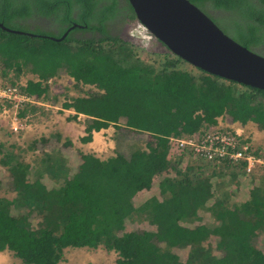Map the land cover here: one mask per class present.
<instances>
[{"label":"trees","instance_id":"obj_1","mask_svg":"<svg viewBox=\"0 0 264 264\" xmlns=\"http://www.w3.org/2000/svg\"><path fill=\"white\" fill-rule=\"evenodd\" d=\"M190 1L213 2L217 8L237 12L252 29L236 28L235 39L248 49L249 43H259L255 34L264 31V6L253 0ZM35 16L54 18L61 30L72 21L88 24L96 39L70 36L55 41L36 36L26 29ZM127 20H137L128 0H0V22L29 33H10L0 27V64L5 70L15 69L18 77L29 71L40 78V82H29L24 92L44 95L43 82L65 70L77 82L100 90L63 105L76 112L74 120L79 114L87 117L88 136L83 143L91 142L94 132L122 121L128 130L155 139V143L146 141L144 150L119 147L107 161L85 156L73 173L45 158L38 174L51 173L50 187L42 179L34 182L31 166L7 152L2 162L8 167L7 179L16 198H0V251L13 252L23 264H60L66 248L104 247L119 254L117 264H177L171 250L190 248L186 264H264V252L253 244L264 230V189L253 191L243 204L230 207L217 198L208 206L215 198L210 179L199 176L193 186L192 181L167 177L168 137L198 134L216 125L225 113L242 125L253 122L264 130V91L221 80L193 66L204 74L196 79L170 61L157 70L136 58L122 31L113 34L107 29L109 24ZM225 135L235 137L238 146L246 143L245 135ZM205 136L203 131L199 137ZM220 142L215 148L222 149ZM190 153L196 161L211 165V174L231 162L215 150L212 157L195 150ZM153 189L158 194L136 209V194ZM200 211L210 212L212 220L191 227ZM33 213L42 220L38 228L32 225ZM135 213L154 229L125 232ZM210 237H215L219 255L203 247Z\"/></svg>","mask_w":264,"mask_h":264},{"label":"rangeland","instance_id":"obj_2","mask_svg":"<svg viewBox=\"0 0 264 264\" xmlns=\"http://www.w3.org/2000/svg\"><path fill=\"white\" fill-rule=\"evenodd\" d=\"M197 6L227 35H232L226 23L212 16L209 2L203 5L197 3ZM36 32L47 33L43 35L46 37H52L57 33L42 31L41 28L37 29ZM80 32H76L73 37L76 39L88 37L84 32ZM147 35V31L138 24L137 20L127 26L125 33L122 35L123 39L129 41L132 45L136 58L154 66L157 70L161 69L164 63L170 61L176 63L175 69L186 71L196 79L204 75L201 70H197L189 63L185 61L178 62L179 58L160 44L155 37L153 39L143 38ZM73 44L76 43L73 41ZM4 71L6 75H4ZM32 81H40V78L29 71L18 77L15 69L5 70L3 65L0 64V198L10 200L16 198L14 189L10 187L11 181L7 179L8 167L2 162L7 152L16 154L19 162L24 161V164L31 166V177L34 182L42 179L43 183L50 187L53 184L51 173L43 176L38 174V170L44 168L43 161L45 158H48L49 161L59 162V165L72 169L73 173L82 163V157L92 156L102 161L109 160L116 156L119 147H129L134 150L141 148L144 150L146 141L155 143L154 137L148 134L128 130L123 121L117 126L110 125L101 133H94V139L91 143H81V138L85 136L82 123L86 121V117L74 121L73 113L67 112L61 107L65 103L72 102V99L97 94L100 90L96 86L77 82L65 70H61L56 76L43 82V86L47 88V93L42 95L40 99L28 101L23 97L25 94L22 88ZM220 83H223V81H220ZM238 89L246 91V88L243 87H238ZM256 125L250 124V122L242 125L240 122L235 121L230 114L225 113L219 117L216 125L207 129L204 128L201 131H204L207 135L215 130L220 137L222 134L232 133L245 135L251 146L248 155L245 156V158H251L250 162L231 161L228 167H216L215 174L209 173L208 168L212 167L211 165L193 160L189 153L184 155L185 158H180L177 151L179 143L171 141L174 139H170L167 156L169 165L167 177L192 181L193 186L196 185L199 176L204 175L202 176L203 179H210L215 198L208 201V206L213 205L217 198L223 199L225 204L230 207L247 202L251 199L253 191L264 189V165H259L258 162L260 160L264 164V131H261ZM201 132L196 136H199ZM6 182L9 183V186ZM155 194H158L156 189L138 192L134 198L136 209L141 208ZM199 213V216L190 223L191 227L212 220L210 212L202 213L200 211ZM31 222L34 228H38L42 220L36 213H33ZM213 222L215 223V220ZM153 229V226L145 217H139L135 213L131 221L127 222L125 232L142 233ZM215 240V237H210L203 244V247L219 255L220 253L215 250ZM255 240H253L254 246L256 245L264 252V230L258 234V238ZM163 245L160 244L161 247ZM88 251L87 249L74 250L73 248H66L64 258L60 264H117L120 259L117 252L108 251L104 247L91 249L90 253H81ZM171 253L177 257V264H186L190 248H174ZM3 257L5 259H2L0 264H2L1 262L23 264L10 251L4 254Z\"/></svg>","mask_w":264,"mask_h":264},{"label":"water","instance_id":"obj_3","mask_svg":"<svg viewBox=\"0 0 264 264\" xmlns=\"http://www.w3.org/2000/svg\"><path fill=\"white\" fill-rule=\"evenodd\" d=\"M128 2L137 20L178 58L209 75L264 91V56L229 37L190 0ZM0 27L10 33L29 34L1 22ZM69 32L60 39L50 38L62 41Z\"/></svg>","mask_w":264,"mask_h":264},{"label":"flooded vegetation","instance_id":"obj_4","mask_svg":"<svg viewBox=\"0 0 264 264\" xmlns=\"http://www.w3.org/2000/svg\"><path fill=\"white\" fill-rule=\"evenodd\" d=\"M255 3H257L260 6H264V0H253ZM210 4V13L212 14L213 17H216L220 20H224L223 22L226 23V25L229 27V29L232 32V35L229 36L232 39H234L235 41H237L235 39V35H234V31L236 28L238 27H246L248 26L247 22L237 13V12H233V11H228L225 9H220L217 8L216 6H214L213 2H209ZM36 20H32L30 21V23L32 24L29 28H26L27 30H31L28 32H33V34H35L36 36H43L47 33H37V29L41 28L42 31H53V32H57L56 35H60L61 37L66 34L68 31L69 34L67 37L70 36H74V34L76 33L75 31L78 30L77 32H84L85 34L88 35V37H83L80 38L79 40H88V39H96L95 34H92V32L89 31V25L88 24H84V25H80L78 24V22H74L72 21V23L74 24H70V26H66L64 28V30H61V24H59L54 18H51L49 20H47V18H43V17H39V16H35ZM132 23V21L127 20L126 22H117L115 24H109L107 29H110L112 33L116 34L117 31H122V33H125V30L127 29V26H129ZM46 27V28H45ZM50 27V28H49ZM247 31H251L252 28H250V26H248ZM27 31H25V33H28ZM81 33V32H80ZM61 37L57 38L60 39ZM66 37V38H67ZM255 38L259 40V43H249L248 47L250 48V50L255 51L256 53H260V55L264 56V31L261 32V30L255 34ZM238 42V41H237ZM239 43V42H238Z\"/></svg>","mask_w":264,"mask_h":264},{"label":"built area","instance_id":"obj_5","mask_svg":"<svg viewBox=\"0 0 264 264\" xmlns=\"http://www.w3.org/2000/svg\"><path fill=\"white\" fill-rule=\"evenodd\" d=\"M143 27V26H142ZM146 31V29L143 27ZM143 38H152L150 35L144 36ZM222 134V133H221ZM240 136V134H237ZM200 136V135H199ZM199 136L193 135L187 140L181 141L179 145L180 152H186L195 150L197 154L202 156L212 157V153L215 150L220 156H227L231 161H247L250 162L251 158H245L250 151V143L247 142L243 146H238V140L235 137H230L222 134L219 136V133L213 130L211 133L207 134L205 137L200 138ZM221 141V142H220ZM217 142L223 144L222 149L220 147L215 148ZM230 148L226 150V148ZM192 155V154H191ZM193 156V155H192ZM196 160V158L193 156ZM259 165H264L262 161L258 160Z\"/></svg>","mask_w":264,"mask_h":264},{"label":"clouds","instance_id":"obj_6","mask_svg":"<svg viewBox=\"0 0 264 264\" xmlns=\"http://www.w3.org/2000/svg\"><path fill=\"white\" fill-rule=\"evenodd\" d=\"M123 2L125 3L126 2V0H123ZM138 21V20H137ZM138 24L139 25H141V26H143L145 29H146V31H147V33H148V35H150L152 38H150V39H153L154 38V36L147 30V28L143 25V24H141L139 21H138ZM54 38H56V37H54ZM66 39V38H65ZM64 39V40H65ZM64 40H62V41H64ZM36 82H40V81H36ZM23 89V88H22ZM24 89L26 90L27 89V85L24 87ZM24 89L22 90L23 91V93L25 94V95H23V97L26 99V100H28V101H31V100H37V99H40L42 96H37V95H30V94H28V93H26V92H24ZM32 97H34V98H36V99H34V98H32ZM61 108H63L64 110H68V111H70V110H72V111H74L73 109H67V108H64V106L63 107H61ZM67 111V112H68ZM75 112V111H74ZM75 114H76V112H75ZM80 115H82V114H79V116H78V118L80 117ZM84 116V115H83ZM86 117V116H85ZM87 119V118H86ZM74 120V119H73ZM74 121H77V120H74ZM84 126V132H85V136H83L82 138H81V143H83L82 142V139L83 138H85V137H87L88 135H87V133H86V123L85 122H83L82 123ZM101 132V131H100ZM94 133H97V132H94ZM94 133H93V136H92V141H93V139H94ZM236 134V133H235ZM196 135V134H195ZM191 136H193V135H191ZM191 136H186V137H178V138H174V137H168V141L170 140V139H174V140H171V141H176L177 143H179L178 144V147H177V151H178V155H179V157L180 158H185V154L186 153H189V156L190 157H192V159L193 160H195L194 158H193V156L191 155V153L189 152V151H186V152H180L178 149H179V145H180V143H181V141H183V140H187L189 137H191ZM184 138H186V139H184ZM177 139V140H176ZM91 141V142H92ZM91 142H89V143H91ZM247 142H248V140H247ZM169 143H170V141H169ZM169 143H168V146H169ZM87 144V143H86ZM169 148V147H168ZM117 155V154H116ZM82 159H83V157H82ZM103 161H107V160H103ZM83 162V161H82ZM82 164V163H81ZM81 164L79 165V166H81ZM249 201V200H248ZM245 203V202H244ZM243 204V203H242ZM236 205H239V204H235V205H233V206H236ZM261 231H263V230H261ZM261 231H259L258 232V234L259 233H261ZM256 238H258V235H257V237ZM255 238V239H256ZM254 239V240H255ZM74 250H84V249H87V250H89L88 252H81V253H90L91 252V249H94V248H89V247H86V248H73ZM9 250H5V251H0V253H5V252H8ZM11 252V251H10ZM13 253V252H12ZM7 254V253H6ZM13 255H14V253H13ZM15 256V255H14ZM3 259H5L4 257H3ZM19 259V258H18ZM2 260V258H0V261ZM20 261H21V259H19ZM22 262V261H21ZM2 264H6V263H3V262H1ZM23 263V262H22Z\"/></svg>","mask_w":264,"mask_h":264},{"label":"crops","instance_id":"obj_7","mask_svg":"<svg viewBox=\"0 0 264 264\" xmlns=\"http://www.w3.org/2000/svg\"><path fill=\"white\" fill-rule=\"evenodd\" d=\"M66 111H68V110H66ZM68 112H72L73 113V115H75V112L74 111H72V110H70V111H68ZM85 116H83V115H80V117L79 118H84ZM87 118V117H86ZM250 124H255V123H253V122H250ZM256 125V124H255ZM82 126H84L83 124H82ZM256 126H258V125H256ZM261 131H264V130H261ZM7 252H5V253H0V258H2L3 259V255L4 254H6Z\"/></svg>","mask_w":264,"mask_h":264},{"label":"bare ground","instance_id":"obj_8","mask_svg":"<svg viewBox=\"0 0 264 264\" xmlns=\"http://www.w3.org/2000/svg\"><path fill=\"white\" fill-rule=\"evenodd\" d=\"M101 133V132H100Z\"/></svg>","mask_w":264,"mask_h":264}]
</instances>
